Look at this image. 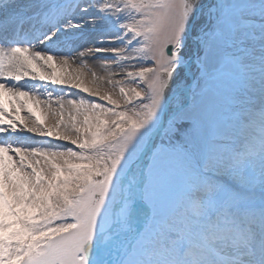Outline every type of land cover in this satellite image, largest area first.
Returning a JSON list of instances; mask_svg holds the SVG:
<instances>
[{
  "label": "snow or ice",
  "instance_id": "1",
  "mask_svg": "<svg viewBox=\"0 0 264 264\" xmlns=\"http://www.w3.org/2000/svg\"><path fill=\"white\" fill-rule=\"evenodd\" d=\"M0 264H264V0H0Z\"/></svg>",
  "mask_w": 264,
  "mask_h": 264
},
{
  "label": "bare ground",
  "instance_id": "2",
  "mask_svg": "<svg viewBox=\"0 0 264 264\" xmlns=\"http://www.w3.org/2000/svg\"><path fill=\"white\" fill-rule=\"evenodd\" d=\"M90 66L93 67L95 71H97L98 74H100L101 69L96 67L95 64H93L91 61L89 62ZM22 115H25V112H22Z\"/></svg>",
  "mask_w": 264,
  "mask_h": 264
},
{
  "label": "rangeland",
  "instance_id": "3",
  "mask_svg": "<svg viewBox=\"0 0 264 264\" xmlns=\"http://www.w3.org/2000/svg\"><path fill=\"white\" fill-rule=\"evenodd\" d=\"M100 74L102 75L103 73H102V71H100ZM117 79H119V77H117ZM27 113L25 112V115H26ZM37 139H40L39 137H37Z\"/></svg>",
  "mask_w": 264,
  "mask_h": 264
}]
</instances>
